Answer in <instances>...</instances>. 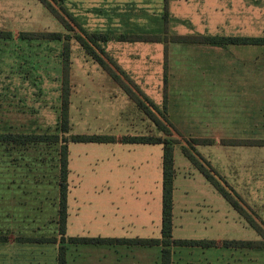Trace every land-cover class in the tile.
Wrapping results in <instances>:
<instances>
[{"label": "rangeland", "instance_id": "374dc122", "mask_svg": "<svg viewBox=\"0 0 264 264\" xmlns=\"http://www.w3.org/2000/svg\"><path fill=\"white\" fill-rule=\"evenodd\" d=\"M50 1L60 11L65 6L78 16L90 32L113 28L118 32L114 34L120 35L143 31L137 28L140 25L163 36L162 42L113 39L106 45L108 56H102L126 72L127 75L121 74L114 67L136 93L142 94L143 99V94L149 97L146 104L169 127V138L176 142L177 199L183 210L186 200L191 207L186 208V213L178 210L179 219L184 216L185 220L183 226L181 221L178 223L176 234L182 239L256 241L254 261L247 264H264V249H257L264 248L259 245L264 244V236L239 218L237 212L234 218V209L215 189L218 200L211 199L207 192L200 194L207 191L202 184L211 183L183 153L187 148L197 155L238 194L264 228V46L171 42L177 34L264 36V0ZM166 10L170 17L167 32L163 25ZM148 12L150 20L142 17ZM74 28L71 133L114 135L120 142L69 144V184H78L77 189H72V202L75 196L78 200L83 197L79 233L105 236L108 230L103 229L110 227L99 230L96 223L88 228L83 224L90 223L86 212L101 213L106 198L107 217L118 216L124 226L117 232L120 237L131 239L138 232L159 237V210L160 229L134 230L131 216L135 212L125 204L117 210V204L112 206L107 199L109 191L102 190L105 184H130L124 188L127 201L129 193H134V184H151L153 197H159L158 207L162 209L163 145L124 144L121 139L125 135L168 136L85 51L74 38L82 32ZM0 32L12 33L11 40L0 39V132L61 133L64 42L22 36L41 32L66 34V28L40 0H0ZM61 144L0 142V235L8 236L13 243V264H42L43 245L23 247L19 244L24 241L20 240L60 238ZM90 184H97V189L91 190ZM219 218L224 221L216 220ZM156 219L154 214L155 222ZM76 233L69 231L71 236ZM127 249L131 250L124 246L118 253ZM227 249L216 251V256L227 264H246L244 251L232 253L238 260L223 252ZM107 250L106 246L79 245L71 248L67 260L75 264L73 255L79 251L85 256V264H92L93 257L97 258L94 262L102 264L107 261ZM6 254L9 247H0V264ZM53 254L52 247L44 250L46 264L56 261ZM135 254L130 252L129 257L135 258Z\"/></svg>", "mask_w": 264, "mask_h": 264}, {"label": "trees", "instance_id": "16d2710c", "mask_svg": "<svg viewBox=\"0 0 264 264\" xmlns=\"http://www.w3.org/2000/svg\"><path fill=\"white\" fill-rule=\"evenodd\" d=\"M56 18L66 28L67 33L62 32H41V33H27L23 35L24 38H45L49 40H59L64 42L62 53V107H61V133L58 134H25V133H1L0 142H13L18 144H31L37 142H61L60 155V200H59V255L58 264H67V249L69 244H125V245H158L162 247L161 264H172V245L180 246H215V240H189V239H173V209H174V180L176 176L175 167V140L169 138V127L159 119L153 111L146 104L149 97L143 94L144 99L136 93L132 87L124 81L122 76L114 69V67L126 74L124 70L113 60L108 62L102 55H107L106 45L114 40L124 42H162L163 36L156 33V30H149L138 26L137 28L143 31H128L120 35L112 33V31H94L90 32L85 28L78 19L65 6H61V10L57 9L50 0H40ZM64 2V0H53ZM164 30L170 24L169 13L166 10L164 14ZM78 27L82 34L74 35V38L80 43L85 51L91 55L94 60L108 72L111 77L127 92V94L136 102V104L147 114L158 127L166 133L168 137H154L146 135H125L121 142L124 144H162L163 145V219H162V237L161 238H131V239H116V238H102V237H70L67 235V223L69 217V174H70V147L73 143H115L117 138L114 135L108 134H72L70 123V105H71V40L73 36L71 32ZM5 35V36H4ZM1 37H12L11 32H0ZM168 41V39H165ZM174 43H204L213 46H228V45H258L264 46V36L248 37V36H224V35H181L177 34L171 38ZM165 82H167V71L165 75ZM166 105V104H165ZM199 141V140H197ZM206 142V140H201ZM207 144V143H205ZM184 155L191 161V163L198 169L207 180L221 193V195L235 208L238 213L245 219V221L264 236V228L255 219L252 212L246 208L238 194L229 188L228 184L217 178L216 173L210 170L197 157V155L190 153L187 148L183 149ZM20 240L24 242H58L57 238H24ZM8 241L7 236H0V242ZM258 244L256 241H242V240H226L223 241L224 246H254ZM264 247V244H259Z\"/></svg>", "mask_w": 264, "mask_h": 264}, {"label": "crops", "instance_id": "0c3cea01", "mask_svg": "<svg viewBox=\"0 0 264 264\" xmlns=\"http://www.w3.org/2000/svg\"><path fill=\"white\" fill-rule=\"evenodd\" d=\"M145 15L146 14L144 13L142 17H144V19L150 20L151 13L148 12V14L146 16ZM75 17L77 19H80L76 15H75ZM153 19H154V17H153ZM84 27L87 28L86 26H84ZM142 28H144V27H142ZM113 30H115V29L109 28V29L100 30V31H112V33H118V32H115ZM2 38L6 39V40L7 39L11 40V37H1L0 39H2ZM117 143L119 144L120 142L117 141ZM139 145H150V144H139ZM175 153H176V148H175ZM162 161H163V156H162ZM71 162H70V169H71ZM175 167H176V161H175ZM176 173H177V170H176ZM175 179H176V176H175ZM96 185L97 184H90V189L93 190V188L95 187V190H96L97 189ZM128 185H130V184H105V188H104V190H102V192H104L105 190L109 191L108 195H107V199L109 202H111L112 206L117 204V210H121L125 204V205H127V209L129 208L131 211L135 212V215L131 216L133 219V222H134L131 225H132V228L134 230H144L145 232H147L148 230L153 229V228H155L157 230L160 229V227H158L159 226L158 225V210L160 211V213H162V219H163V193H162V200H161L162 209H159V207H158L159 206V203H158L159 197H156V196L153 197V194L151 191V184H143L142 186H139V187H136L137 184H134V185L132 184L134 187L133 188L134 193H129V199L127 201H125L124 200V188H126ZM202 185H203V188L207 190V191L200 193L202 196H204L207 192L211 199H212V197L217 198V196L214 192L215 190L221 195V193L212 184H202ZM77 186H78V184H69V197H68L69 217H68V223H67V235L70 237H84L79 233V232H81L79 229V227L81 226L79 221H80V217H82L81 216V213H82V207H81L82 203L81 202H82L83 197H80V200H78L77 196H75V198H74L75 202L74 203L72 202L73 199L71 198L72 189L73 190H74V188L77 189L78 188ZM226 186L231 188L229 185H226ZM59 187H60V184H59ZM185 189H188V187H185ZM187 193L188 192H186L185 196H187ZM82 195H83V192H82ZM97 195H99V194H97ZM177 196H178V184H175V180H174V209H173V232H172L174 240L175 239H182L176 234V229H177L178 223L181 221L180 225L183 226L182 222L185 220L184 216H181V219H179L180 212H178V210L180 209L182 213H186V208L190 207L187 205V203H189V200H186L185 202H183V203H186L183 205L186 207V208H184V210H185L184 211L181 207L180 201L177 199ZM154 199L156 201V204H153ZM59 200H60V189H59ZM217 200H218V198H217ZM105 201H106V198H105V200H103V204H102L101 209H100L101 213L100 212H94V211L86 212V216L89 217L90 223H84L83 227L88 228L89 226H92L94 223H96L98 225L96 228L100 230L101 227L108 226L110 228L103 229V230H108L107 233L103 234L105 236L101 235V236H97V237L125 239V237H120L121 235L119 233H117L118 231H120L124 228L123 224L121 223L120 218H118V216H115L113 218L112 215H109V217H107L108 215H106L107 213H105L107 210ZM73 205H75V206L73 207ZM233 209H234L233 217L235 218L236 217L235 213L236 212L238 213V211L235 208H233ZM58 214H59V208H58ZM154 214L156 215V218H157L156 222L154 220ZM238 215L240 216L239 218H241L245 221V219L239 213H238ZM216 220H218L219 222L224 221V220H221L220 218L216 219ZM108 221H111V223H107ZM226 221H228V220H226ZM58 223H59V220H58ZM71 230H75L78 233H76V235L71 236V235H69V231H71ZM160 232H161V235L159 237H154V238H161L162 237V226H161ZM136 234L137 235L134 238H153V237H150V235H147L148 233H143V232L139 233L138 232ZM59 235H60V231H59ZM0 236H4V235H0ZM86 237H92V236H86ZM54 238H57L58 242H47V243L46 242L45 243H42V242H22L19 245L20 246L24 245L23 247L29 246V247L34 248L35 246H39V244H42L43 245L42 264H46L44 262V260H45L44 250L46 248L49 249L52 247L54 250V254H53L54 258H56V261H54L53 264H58V255H59V246H60L59 239L60 238H58V237H54ZM189 240H214V239H189ZM215 241L217 242V244L215 246H208V247L172 245L171 246L172 264H227L225 259H223L221 256H216V254H215L216 251H220L224 247L229 248V249H227L229 251L225 250L223 252L229 253V254L235 256V259L238 258V260H240L239 257H236V254H232V253H238V252L244 251L245 263L247 264L248 261H250V263H252L254 261V256H252V253H253V249L255 247H253V246H224L222 240H215ZM79 245H93V244H69L68 249H67L68 260L70 259V256H71L70 255L71 254V248L78 247ZM4 246L9 247V254L8 255L6 254V257H4V263L3 264H13V262H12L13 243L9 241V238H8V241H6V242H0V247H4ZM93 246H106L109 248V250H107V255L105 256V260H107V261H106V263H102V264H158V262H159V264H161L162 247L158 246V245H154V246L125 245V244H117L116 243V244H102V245H93ZM124 246L131 248V250L127 249L126 251H123L124 253L121 252L123 254L120 255L118 253V251L120 248H123ZM257 249H264V248L258 247ZM4 250L6 253V248ZM34 250L35 249H32V251H34ZM110 251H113L114 253L110 254ZM130 252L132 254L136 253L134 255L135 258L129 257ZM73 258H74L75 264H85V260H84L85 256L83 255V252L75 251ZM95 259H97V258L93 257L92 262H91L92 264H98V262H94ZM68 260H67V264H69ZM228 264H231V263H228Z\"/></svg>", "mask_w": 264, "mask_h": 264}]
</instances>
